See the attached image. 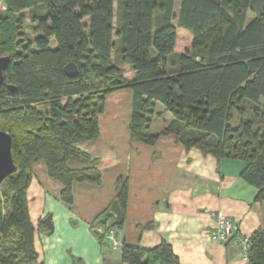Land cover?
<instances>
[{"label": "trees", "instance_id": "16d2710c", "mask_svg": "<svg viewBox=\"0 0 264 264\" xmlns=\"http://www.w3.org/2000/svg\"><path fill=\"white\" fill-rule=\"evenodd\" d=\"M3 2L0 57L10 63L0 131L12 137L16 172L0 186V264H41L36 233L50 229L30 216L35 165H46L70 206L75 183H101L100 159L79 144L99 137L107 97L124 89L133 92L132 140L154 146L173 135L187 151L242 161L241 178L264 200V0H181L178 13L176 0ZM184 34L191 45L179 51ZM70 63L75 78L65 72ZM155 117L164 126L151 133ZM128 192V179L118 178L124 214ZM114 219L110 206L91 226L121 228ZM93 233L104 243L105 234ZM250 243L247 264H264V229ZM118 264L181 263L161 240L150 249L123 243Z\"/></svg>", "mask_w": 264, "mask_h": 264}, {"label": "crops", "instance_id": "0c3cea01", "mask_svg": "<svg viewBox=\"0 0 264 264\" xmlns=\"http://www.w3.org/2000/svg\"><path fill=\"white\" fill-rule=\"evenodd\" d=\"M0 9H5L3 0ZM132 114L131 90L107 97L99 137L79 144L100 159L101 183H75L72 206L61 201L62 184L49 176L46 165L34 166L30 216L36 228L49 216L53 225L52 234L36 233L40 263L120 262L121 249L114 253L108 239L101 243L91 224L115 201L121 177L129 182L125 220L115 229L122 244L150 249L166 240L181 264H247L240 240L211 236L220 216L230 218L244 238L264 229V200L256 202V189L241 178L246 163L187 151L173 135L162 136L154 146L134 141ZM146 224L154 227L141 230Z\"/></svg>", "mask_w": 264, "mask_h": 264}, {"label": "water", "instance_id": "95a60500", "mask_svg": "<svg viewBox=\"0 0 264 264\" xmlns=\"http://www.w3.org/2000/svg\"><path fill=\"white\" fill-rule=\"evenodd\" d=\"M10 63V57H0V84H4V71ZM67 76L75 78L79 74L78 66L75 63H70L65 67ZM12 88V86H11ZM13 89V88H12ZM12 137L9 133L0 131V186L10 175L16 172V166L12 157ZM111 211L113 212L115 219L112 222V226H121L125 220V214L122 211L119 203L115 200L111 205ZM44 223L49 227L50 233H53V225L51 217H47Z\"/></svg>", "mask_w": 264, "mask_h": 264}, {"label": "built area", "instance_id": "2783aa9c", "mask_svg": "<svg viewBox=\"0 0 264 264\" xmlns=\"http://www.w3.org/2000/svg\"><path fill=\"white\" fill-rule=\"evenodd\" d=\"M91 231L105 234V238L111 242L114 251L121 249L122 243L117 239L115 230H104L101 225H92ZM211 236L221 242H228L233 239L240 240L243 245L244 260L248 262V253L251 248L250 238L238 235L236 226L230 218L220 216L217 227L211 232Z\"/></svg>", "mask_w": 264, "mask_h": 264}, {"label": "rangeland", "instance_id": "374dc122", "mask_svg": "<svg viewBox=\"0 0 264 264\" xmlns=\"http://www.w3.org/2000/svg\"><path fill=\"white\" fill-rule=\"evenodd\" d=\"M178 10H179V0H177L176 13H178ZM250 19H251V17H250ZM175 24H176V21H175ZM28 33L31 35L32 38L35 36L32 32H28ZM190 45H191V38L187 34L186 35L184 34V36L181 35L179 37V48H178L179 51L186 50V48H189ZM162 109H163V107L160 106L159 110H162ZM170 117H171V115H170ZM163 126H164L163 120L155 117L153 119V123H152V127H151V133L159 132L161 130V128H163ZM238 126H239L238 120L235 119L232 123V127L237 128ZM115 252H119V250L114 251V253Z\"/></svg>", "mask_w": 264, "mask_h": 264}]
</instances>
